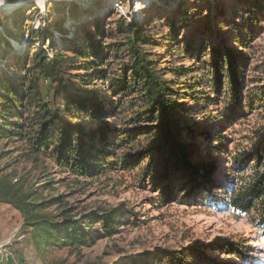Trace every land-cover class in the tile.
I'll list each match as a JSON object with an SVG mask.
<instances>
[{"label": "trees", "instance_id": "trees-1", "mask_svg": "<svg viewBox=\"0 0 264 264\" xmlns=\"http://www.w3.org/2000/svg\"><path fill=\"white\" fill-rule=\"evenodd\" d=\"M240 1L244 5L235 21H225V17L216 19L219 27L234 28L230 37H222L221 42L215 41L207 46L210 59L205 76L210 80L211 91L202 99L208 106H214L217 112L212 118H217V121L207 131L205 127L189 125L187 118L192 110L183 108L180 103L182 92L173 89L174 82L170 83L166 77L170 73L176 78H191L184 88L189 91V97L196 98L198 93L195 90L201 87L200 81L194 77L198 72L197 65L166 68L165 71L158 68V61L150 58L144 49L145 46H157L158 41L151 37L145 25L135 26L123 14L116 12L119 17L113 29L97 26L95 36L91 31L84 32L79 44L67 47L72 50V55H65V58L61 52L66 46L53 44L51 58L42 48L30 46L22 61L28 63L31 59L36 67L41 68L40 73L32 74L30 78L23 73L14 80L0 74V139L14 137L25 146L28 159L33 162L42 161V158L53 161L60 172L70 174L78 185L97 177L111 179L109 175L116 170L140 168L139 181L153 178L151 184L156 188L160 202H165L173 191H178V196L197 198L200 194L214 197V191L222 190L221 206L238 214L255 215L254 222L264 239V127L253 131V137H249L251 141L255 140L250 149L230 154L234 168L252 171L249 182L238 187L229 177H223L221 182L211 176L213 168L204 164L206 156L199 154L194 143H187L190 139L196 142L195 138L203 136L207 142L212 140L205 153L222 152L226 141L225 134L219 131L222 123L231 124L246 112L264 108V81L257 75H249V70L254 72L256 66L250 68V61L243 53L249 46L259 15L264 14V0ZM17 22L13 21L15 25ZM157 22L161 24V21ZM3 29L7 37L5 42L9 43L12 32ZM41 30L30 34H40ZM106 33L118 37L112 46L115 56H123V61L118 64L121 73L109 78L108 91L89 89L86 85L91 86L93 81L108 79V70L102 68L101 61V40ZM43 34L47 38L52 32ZM166 36L164 38L170 44L176 41L173 35L167 33ZM193 42L183 48L177 45L171 52L194 59V46L200 40ZM228 42H233L235 47ZM94 54V59H91ZM70 59H79V69L90 72L77 85L76 90L81 92L60 91L57 109L39 104V74L44 78H54L62 63ZM197 110L202 112L200 106ZM63 114L74 122L84 120L86 124L69 123L62 118ZM92 125L96 126L95 129ZM43 177L45 182L41 186L29 185L24 190V180L11 182L0 175V202L12 205L21 214L23 226L37 247L55 244L69 249L85 247L102 233L110 236L117 232V225L126 215V207L122 203L99 214L97 232L91 218L71 215L72 209L65 204L62 195L41 197V188H54L53 177L48 173ZM226 178L228 186L224 183ZM226 193H229L228 197L223 199ZM53 205L57 212L48 211ZM138 223L136 219L131 224L137 226ZM211 247L209 250L216 248L242 259L246 256L241 246L233 241L215 242ZM148 254L126 257L118 264H199L206 257L199 245L181 254L166 249Z\"/></svg>", "mask_w": 264, "mask_h": 264}, {"label": "rangeland", "instance_id": "rangeland-1", "mask_svg": "<svg viewBox=\"0 0 264 264\" xmlns=\"http://www.w3.org/2000/svg\"><path fill=\"white\" fill-rule=\"evenodd\" d=\"M1 1L0 74L10 80L23 73L25 76L30 75V78L32 74L41 72V68L36 67L31 59L28 63L22 61L25 51L31 49L30 46L42 48L50 58L53 56V44L58 47L66 46L61 52L65 58V55H72V50L67 47L79 44V38L83 39L84 32L91 31L95 36L94 29L97 26L113 29L119 17L116 12H119L135 26L145 25L151 32V37L158 41L157 46L144 47L150 58L158 61V68L165 71L166 68H192L194 64L197 65L198 72L194 77L200 81L201 87L195 90L198 93L196 98L189 97V91L184 88L191 78H176L170 73L166 74L170 83L174 82L171 87L182 92L180 103L183 108L192 110V114L186 117L189 125L205 127L204 130L207 131L217 121V118L212 119L217 113L215 107L208 106L202 99L203 96L208 97L211 91L210 80L205 76L210 59L207 46L215 41L221 42L222 37H230V31L234 28H221L216 19L220 17L222 20L225 17V21H235L244 5L240 0H42V5L36 0H25L13 10L5 9L3 2L13 3L16 0ZM247 18L246 16L245 21ZM15 20H18L17 25L13 23ZM157 21H161V24ZM3 28L12 32L9 43L5 42L7 37ZM40 29V34H30ZM45 31H50L53 35L44 38ZM160 31L162 34H158ZM167 33L176 38L172 44L165 39ZM116 38L118 37L106 33L101 40L102 68L108 70V79L104 82L95 80L91 86L86 85V88L108 91L111 84L109 78L121 73L118 64L123 61V56H115L112 46V43L117 42ZM196 40L200 42L194 46V59L185 56L186 54L180 57V53L171 52L177 45L181 48L186 44L191 46ZM228 44L235 47L233 42ZM32 53L31 50L30 54ZM243 53L250 61V68L256 66L254 72L249 70V75H257L264 81V14L259 15L249 46L244 48ZM91 57L94 59L95 54ZM79 63V59L64 61L54 78H44L39 74V104L57 109L60 91L81 92L76 90L77 85L90 72L79 69ZM83 89L82 86V91ZM199 106L201 113L197 110ZM62 118L69 123L86 124L84 120L74 122L65 114ZM95 127L93 126L94 129ZM262 127L264 108H259L252 113L246 112L236 122L222 123L219 131L226 136L222 152L205 153L206 147L212 145V140L207 142L203 136L195 138L196 142L190 139L187 143H194L199 154L206 156L204 164L212 166L211 176L221 182L223 177H229L238 187L249 182L252 171L234 168L230 154L236 155L238 151L250 149L255 140L251 141L249 137H253V131ZM139 169L116 170L109 175L111 179L97 177L78 185L70 174L60 172L53 161L42 158V161L33 162L28 159L25 146L14 137L1 138L0 175L6 176L11 182L15 179L24 180V190H27L29 185L41 186L45 182L43 176L48 173L54 179V188H41V197L62 195L65 204L72 209L71 215L75 218H91L97 232L99 214L122 203L126 207V215L117 225V232L110 236L102 233L88 246L72 249L56 244L37 247L23 226L21 214L12 205L0 202V242L11 238L14 254L25 264H118L126 257L142 253L150 255L156 250L166 249L181 254L197 245L206 254L199 264H264V239L254 222L255 215L238 214L222 207V190L214 191V197L200 194L197 198L178 196L180 193L173 191L165 202H160L159 194L151 184L153 178L146 182L139 181ZM226 172L227 175H224ZM224 183L229 185L228 178ZM228 194L223 199H227ZM213 199H217L216 202ZM48 211L57 212L58 209L53 205ZM136 219L139 223L134 226L131 223ZM226 241L239 244L246 256L242 259L216 248L209 250L213 243Z\"/></svg>", "mask_w": 264, "mask_h": 264}, {"label": "built area", "instance_id": "built-area-1", "mask_svg": "<svg viewBox=\"0 0 264 264\" xmlns=\"http://www.w3.org/2000/svg\"><path fill=\"white\" fill-rule=\"evenodd\" d=\"M0 264H25L14 254L11 238L0 242Z\"/></svg>", "mask_w": 264, "mask_h": 264}, {"label": "water", "instance_id": "water-1", "mask_svg": "<svg viewBox=\"0 0 264 264\" xmlns=\"http://www.w3.org/2000/svg\"><path fill=\"white\" fill-rule=\"evenodd\" d=\"M25 0H16L15 2L13 3H8V2H3V6L4 8H8L11 10L15 9L17 6H19L20 4H22ZM1 8V6H0Z\"/></svg>", "mask_w": 264, "mask_h": 264}, {"label": "bare ground", "instance_id": "bare-ground-1", "mask_svg": "<svg viewBox=\"0 0 264 264\" xmlns=\"http://www.w3.org/2000/svg\"><path fill=\"white\" fill-rule=\"evenodd\" d=\"M40 5H42V0H36ZM82 1H86V0H82ZM88 1V0H87ZM2 1L0 0V3H1ZM9 8V7H8ZM7 9V8H6Z\"/></svg>", "mask_w": 264, "mask_h": 264}]
</instances>
